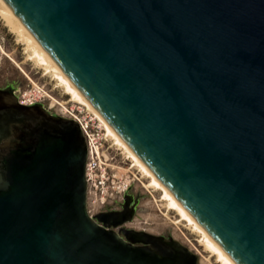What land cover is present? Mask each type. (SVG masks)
<instances>
[{"label": "water", "instance_id": "water-1", "mask_svg": "<svg viewBox=\"0 0 264 264\" xmlns=\"http://www.w3.org/2000/svg\"><path fill=\"white\" fill-rule=\"evenodd\" d=\"M237 264H264V0H3ZM0 88V264H203L87 208L78 123ZM109 207H107L108 209ZM94 217H97L99 224Z\"/></svg>", "mask_w": 264, "mask_h": 264}, {"label": "rangeland", "instance_id": "rangeland-1", "mask_svg": "<svg viewBox=\"0 0 264 264\" xmlns=\"http://www.w3.org/2000/svg\"><path fill=\"white\" fill-rule=\"evenodd\" d=\"M6 78L18 80L21 84L22 92L35 93L39 90L45 91L53 98L43 93L45 98L42 101L47 102L54 111L62 115V109L56 103V99L61 101L65 98L67 94L65 88L49 72L29 58V52L26 50L25 45L19 42L17 36L8 29L0 18V84ZM109 156L114 157L107 163L114 166L121 182V188L106 196L105 199L107 201L120 198L124 185L132 184L134 190H140L148 196L141 200L144 210L139 212L132 222L134 226L153 232L168 230L173 237L198 253L201 259L205 256L209 258V264H220L216 261V257L211 256L200 243L201 236L194 232L188 222L183 220L177 212L168 207L162 199L163 192L150 186L151 179L140 171L139 167L134 164L133 160L125 154L120 146H118L117 150L110 152ZM106 157L108 155L105 153ZM99 198L93 192H88V208L90 210L93 211L98 208L100 205L98 202ZM92 200L95 202L93 203Z\"/></svg>", "mask_w": 264, "mask_h": 264}, {"label": "bare ground", "instance_id": "bare-ground-1", "mask_svg": "<svg viewBox=\"0 0 264 264\" xmlns=\"http://www.w3.org/2000/svg\"><path fill=\"white\" fill-rule=\"evenodd\" d=\"M0 18L8 29L14 33L19 42L25 45L26 50L29 52V58L32 59L37 65L49 72L58 83L65 88L66 93L69 94L73 101H78L86 104L92 109L101 119L104 124L107 133L115 141V144L120 146L125 154L130 157L134 164H136L140 171L151 179L150 186L163 192L162 199L168 205L171 210L177 212V214L185 221L191 229L199 234L201 237L200 243L204 246L205 250L210 253L211 256L216 257V261L220 264H237L208 234V232L194 219L189 211L179 202V200L165 187L158 178L150 171V169L139 159V157L132 151V149L124 142V140L111 128V126L104 120V118L97 112V110L89 103V101L81 94V92L74 86V84L67 78L22 22L15 16L7 4L0 0ZM38 88V87H37ZM36 90V89H35ZM38 91V90H37ZM53 98V97H52ZM105 157V152L103 153ZM201 262L209 264V258L203 256Z\"/></svg>", "mask_w": 264, "mask_h": 264}, {"label": "built area", "instance_id": "built-area-1", "mask_svg": "<svg viewBox=\"0 0 264 264\" xmlns=\"http://www.w3.org/2000/svg\"><path fill=\"white\" fill-rule=\"evenodd\" d=\"M41 91L39 90L35 93L21 92L19 95V102L28 105L42 101L45 95L52 98V96L45 91ZM43 93H45V95ZM56 103L62 109V116L74 119L85 137L87 144L85 178L88 192H93L100 198L105 199V197L112 194L113 191H117L121 188V182L118 179L114 166L107 163L114 158L113 156H109L110 152L112 153L113 150H117L118 146L107 133L99 116L86 104L73 101L68 94H66L65 98L61 101L56 99ZM104 152L108 157L105 158L103 156ZM127 185L128 184L124 185L122 190H124Z\"/></svg>", "mask_w": 264, "mask_h": 264}, {"label": "flooded vegetation", "instance_id": "flooded-vegetation-1", "mask_svg": "<svg viewBox=\"0 0 264 264\" xmlns=\"http://www.w3.org/2000/svg\"><path fill=\"white\" fill-rule=\"evenodd\" d=\"M12 84V87L13 88H16L15 90L12 91V93L17 97L18 99V102H19V95L21 94L22 92V88H21V84L18 80H15V79H9V78H6L4 80V82H2L0 84V88H5L7 87L8 85H11ZM43 106L47 109H49L50 111L52 112H55L57 113L56 111L53 110L52 106H50L47 102H43V101H40ZM59 115H61L60 113H57ZM62 116V115H61ZM131 186V187H130ZM130 187V188H129ZM129 188V189H128ZM128 189V190H127ZM127 190V191H126ZM126 191V194L127 195H131L132 194V201L135 200L136 196H137V192H138V196H141V195H146L145 193L141 192L140 190H134L133 188V185L132 184H129L125 187V189L123 190L120 198H114L112 199L111 201H107L106 199L104 198H99L98 199V202H99V206L98 208H96L95 210H90L88 208V198H87V208L89 210V213L94 216V215H97L99 213H106L108 211H122L123 210V207L122 205L120 204H123L124 202V193ZM144 197H137V200L138 202L136 203L135 207H134V213L131 217V219L129 221H126L125 223L121 224V225H116V226H112L110 225L109 227H105L103 225V227L105 229H109V230H112L114 231L115 233L118 234V231H119V234L121 237H124L123 233H122V230H120V228H123L124 226V230L126 229H136V230H146V231H149V232H152V233H156V234H162L164 236H168V234L170 235L169 231H164V232H153V231H150V230H147V229H144V228H137L136 226H134L132 224V222L134 221V219L136 218V216L138 215L139 212L143 211L144 208L142 207L141 205V200L143 199ZM92 202L94 203L95 201L92 200ZM107 207H109L107 209ZM94 219L99 223V224H102L99 222V220L97 219V217H94Z\"/></svg>", "mask_w": 264, "mask_h": 264}]
</instances>
